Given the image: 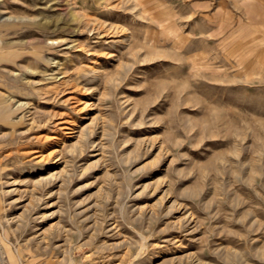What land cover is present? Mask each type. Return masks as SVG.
<instances>
[{
  "label": "rangeland",
  "instance_id": "obj_1",
  "mask_svg": "<svg viewBox=\"0 0 264 264\" xmlns=\"http://www.w3.org/2000/svg\"><path fill=\"white\" fill-rule=\"evenodd\" d=\"M0 264H264V0H0Z\"/></svg>",
  "mask_w": 264,
  "mask_h": 264
}]
</instances>
